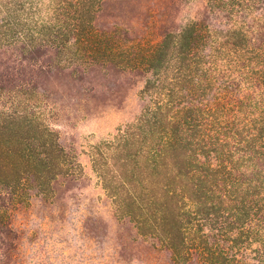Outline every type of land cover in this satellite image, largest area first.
<instances>
[{
    "label": "rangeland",
    "instance_id": "obj_1",
    "mask_svg": "<svg viewBox=\"0 0 264 264\" xmlns=\"http://www.w3.org/2000/svg\"><path fill=\"white\" fill-rule=\"evenodd\" d=\"M4 122L50 168L0 185L22 203L0 264H264V0H0ZM133 138L164 145L142 197Z\"/></svg>",
    "mask_w": 264,
    "mask_h": 264
},
{
    "label": "trees",
    "instance_id": "obj_2",
    "mask_svg": "<svg viewBox=\"0 0 264 264\" xmlns=\"http://www.w3.org/2000/svg\"><path fill=\"white\" fill-rule=\"evenodd\" d=\"M195 29L196 27H189L186 29L187 31L185 32V35L183 34L179 36L181 40L180 46H183V43L189 41V39H195ZM160 46H163V43ZM183 50L184 48L181 49L182 54L186 52ZM2 124L0 123V185L14 187L16 189V187L18 188L23 183L28 184L30 176L34 177L35 182H39L44 177L41 173L50 168V162L41 157H48L47 155L50 150L48 148L49 140L46 139L45 132L42 131L33 135L32 128L27 129L23 124L19 123V125H17V123L11 122H4ZM152 133L155 132L152 131ZM33 139L34 141H32ZM153 141L151 146L145 141V139L138 140L133 138L132 143L126 144L122 148L123 152L130 153L129 156L134 159V174L132 175V179L140 184L142 189L141 197L142 195H145L144 192L148 190L144 185V183L147 182L144 177L146 169H149L151 175L154 177L156 174H160L161 171H163L161 170V167L162 169L164 167V145H158L159 147L157 148L156 146L155 148V146H153ZM141 142L148 145V147H142ZM43 148L45 149L44 151ZM150 150L153 151L147 152ZM141 153H148L150 158L147 159V163L152 158L150 163H148L146 167H142V169L138 162ZM152 153L153 155L150 156ZM134 198L135 200L138 199L137 197ZM16 199L17 198L14 200ZM18 199H20L19 196ZM21 204V202L12 203V200L8 198V193L0 191V252L3 250L7 252L9 247H12L11 249H13V241L15 242V237H13L14 229L12 227L10 214L12 211L16 210V205ZM136 205L135 202L130 204L129 209L134 211L133 213L135 216L136 211L140 212V216L143 215L142 213L144 209L140 206H138V208ZM161 213V222L158 223L156 225L157 227L154 229L157 231L159 241L166 244L167 250L171 251L175 257L180 254L181 245H184V238L181 237L180 229L176 227V225H173L174 228L171 226L168 221L169 215L167 214V210H162ZM141 224L143 226L141 225L142 228L140 229H145L144 227L148 226V221L143 220ZM170 227L171 229H169Z\"/></svg>",
    "mask_w": 264,
    "mask_h": 264
}]
</instances>
